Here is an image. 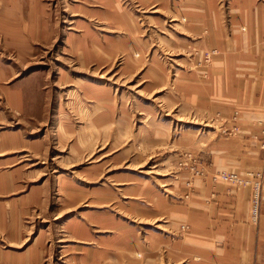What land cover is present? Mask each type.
<instances>
[{
  "label": "rangeland",
  "instance_id": "obj_1",
  "mask_svg": "<svg viewBox=\"0 0 264 264\" xmlns=\"http://www.w3.org/2000/svg\"><path fill=\"white\" fill-rule=\"evenodd\" d=\"M254 2L0 0V264H208L187 239L211 205L249 189L258 221L263 166L217 163L216 145L264 151V129L192 99L212 71L264 69Z\"/></svg>",
  "mask_w": 264,
  "mask_h": 264
},
{
  "label": "crops",
  "instance_id": "obj_2",
  "mask_svg": "<svg viewBox=\"0 0 264 264\" xmlns=\"http://www.w3.org/2000/svg\"><path fill=\"white\" fill-rule=\"evenodd\" d=\"M243 1H245L246 7ZM254 1L256 0H234L236 17L245 15L243 11L247 7H250L251 10L246 9V11H252L255 5ZM254 41H251L248 50L253 51L257 48V39ZM257 65V62L249 61L248 65L243 68V70H248L247 67H252L255 73L245 72L237 75L234 69L226 67L225 72L213 74L212 71V75L209 77L198 78L195 82L197 91L192 97L193 102L197 103L204 111L217 115H231L239 110L242 121L241 130L264 129V69L262 68L259 73L256 71ZM219 68L215 67L217 72H219ZM243 105L246 108H242ZM216 150L217 163L236 162L241 172L256 170L258 165L263 166L264 169V151L259 146L251 144L248 135L218 142ZM217 184L216 189L225 190L226 193H228L227 188H231L229 184L226 185L227 183L222 181ZM208 185V188L212 187L211 183ZM232 192L233 189H231ZM210 193L207 194L206 189L205 196L208 195L212 202L214 194ZM250 193L249 189L239 192L241 196L239 204L228 203L232 199L229 194L228 196L217 195L220 201L228 204H221L219 209L216 208V205L209 207L210 215L205 213V231L198 234L201 235L200 237L194 235L196 230L194 225L190 226L191 236L187 241H197L199 246L205 247V252L211 257L214 255V261L211 260V257H206V261L205 257L200 256L208 264H264V188L261 215L256 222L251 219ZM183 241L186 242V239L180 240V243Z\"/></svg>",
  "mask_w": 264,
  "mask_h": 264
},
{
  "label": "built area",
  "instance_id": "obj_3",
  "mask_svg": "<svg viewBox=\"0 0 264 264\" xmlns=\"http://www.w3.org/2000/svg\"><path fill=\"white\" fill-rule=\"evenodd\" d=\"M232 181L239 182L240 184L243 183L242 181H238V180H234V179H233ZM256 189H257V193H256V195H255V196H256V197H255V200H256V202H255V204H256L255 211H256L257 208H258L257 195H258L259 186H257ZM256 213H257V211H256Z\"/></svg>",
  "mask_w": 264,
  "mask_h": 264
},
{
  "label": "bare ground",
  "instance_id": "obj_4",
  "mask_svg": "<svg viewBox=\"0 0 264 264\" xmlns=\"http://www.w3.org/2000/svg\"><path fill=\"white\" fill-rule=\"evenodd\" d=\"M7 140V139H6Z\"/></svg>",
  "mask_w": 264,
  "mask_h": 264
}]
</instances>
